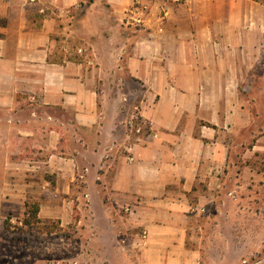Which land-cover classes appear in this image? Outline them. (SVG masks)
<instances>
[{
	"label": "crops",
	"instance_id": "0c3cea01",
	"mask_svg": "<svg viewBox=\"0 0 264 264\" xmlns=\"http://www.w3.org/2000/svg\"><path fill=\"white\" fill-rule=\"evenodd\" d=\"M207 1L151 0L141 11L128 10L134 0H0L2 141L48 155L34 162L57 190L70 189L80 159L112 162L86 197L131 206L146 223L139 264H198L184 219L162 207L188 204L172 193L186 196L204 172L205 152H194L210 137L204 123L213 137L228 126L239 80L261 61L264 10ZM135 115L152 125L143 140L132 139Z\"/></svg>",
	"mask_w": 264,
	"mask_h": 264
},
{
	"label": "rangeland",
	"instance_id": "374dc122",
	"mask_svg": "<svg viewBox=\"0 0 264 264\" xmlns=\"http://www.w3.org/2000/svg\"><path fill=\"white\" fill-rule=\"evenodd\" d=\"M150 1L134 0L128 10H150ZM205 1L178 3L200 10ZM218 7L264 10V0L207 1V10ZM260 17L264 21V14ZM138 18L144 21L143 15L137 16L138 24ZM259 43L261 61L239 80L228 126L213 137L212 125L204 123L210 137L194 148L197 156L202 148L205 152L204 172L186 196L180 187L172 193L188 204L162 207L184 219L186 246L195 251L198 264H264L263 35ZM131 131L134 140L153 132L151 123L137 115ZM195 135L199 139L197 130ZM5 138V128H0V264H139L146 223L137 222L131 206L102 208L96 193L91 200L86 197V187L98 181L101 170L115 168L112 162L82 157L70 189L57 190L55 173H48L44 162H34L48 155Z\"/></svg>",
	"mask_w": 264,
	"mask_h": 264
},
{
	"label": "built area",
	"instance_id": "2783aa9c",
	"mask_svg": "<svg viewBox=\"0 0 264 264\" xmlns=\"http://www.w3.org/2000/svg\"><path fill=\"white\" fill-rule=\"evenodd\" d=\"M137 21L142 23L143 20L141 18H138Z\"/></svg>",
	"mask_w": 264,
	"mask_h": 264
},
{
	"label": "trees",
	"instance_id": "16d2710c",
	"mask_svg": "<svg viewBox=\"0 0 264 264\" xmlns=\"http://www.w3.org/2000/svg\"><path fill=\"white\" fill-rule=\"evenodd\" d=\"M39 211V210H38Z\"/></svg>",
	"mask_w": 264,
	"mask_h": 264
}]
</instances>
